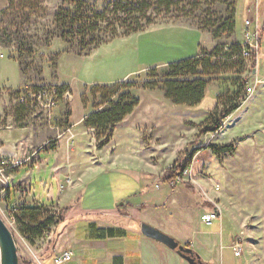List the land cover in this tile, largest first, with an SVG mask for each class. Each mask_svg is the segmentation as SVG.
Instances as JSON below:
<instances>
[{
  "label": "rangeland",
  "instance_id": "1",
  "mask_svg": "<svg viewBox=\"0 0 264 264\" xmlns=\"http://www.w3.org/2000/svg\"><path fill=\"white\" fill-rule=\"evenodd\" d=\"M86 1L101 9L106 0ZM61 2L40 0L39 10L30 17L28 33L45 39L46 32H53L54 14ZM5 3L9 5V0H0V21ZM229 8L235 11L236 30L232 36L225 34L216 40L211 33L197 27L198 18L209 15L215 21L229 17ZM203 9L208 11L197 12L196 19H158L145 30L109 41L86 56H79L58 38L48 46L39 43L33 70L25 74L16 51L0 46V153L17 155V160L25 161L27 146L42 143L40 157L47 171L39 177L35 169L32 191L39 198L44 194V199L50 185L56 186L50 173L53 158L45 151L55 148H61L63 153L62 168L68 172L65 175L68 185L84 182L103 164L120 162L125 167L160 176L157 183L162 186L161 191H166L171 186L162 182L164 172L176 164L189 163L183 180L172 187L176 184L187 187L196 199L213 198L220 206L221 217L237 224L243 247L241 255L246 264H264V0H222L219 4L207 0ZM252 18L253 28L258 26L256 60L252 56L243 58L238 61L241 68L213 78L205 98L196 106L175 105L161 91L134 89L140 105L111 130L110 142L102 147L99 144L108 133L98 137L95 129L86 128L82 122L73 126L76 146L71 151L67 136L57 139L41 113L19 112L16 103L19 88L56 85L66 88L72 96L60 105L64 117L66 113L70 117L74 108L75 116L85 118L93 112V99L88 91L93 84H111L125 76L124 80L139 81L151 67L192 58L201 48L213 51L217 46L244 45L248 39L244 31L246 21ZM241 80H245L246 89L241 96L234 97L240 103L239 108L220 119L224 106L218 105V97L225 100ZM212 113H215L213 118ZM218 119L221 127L210 130ZM69 121L65 117V124ZM48 140L52 142L46 144ZM13 145L15 148H10ZM79 145H84L83 150H79ZM213 145L219 148L230 145L232 151L216 153ZM216 185L220 186L218 191ZM1 196L0 193V215L14 233L20 264H41L19 233L17 224H11L6 196ZM53 211L59 209L53 206ZM227 219H223L226 227Z\"/></svg>",
  "mask_w": 264,
  "mask_h": 264
},
{
  "label": "crops",
  "instance_id": "2",
  "mask_svg": "<svg viewBox=\"0 0 264 264\" xmlns=\"http://www.w3.org/2000/svg\"><path fill=\"white\" fill-rule=\"evenodd\" d=\"M7 6L5 3L1 10ZM69 118L72 127L84 121V115L75 116L74 108ZM83 146L79 145V150ZM41 148L42 143L27 146L25 160H29L11 171L14 182L5 192L6 197L2 195L9 210L43 204L62 211L59 224L34 238L33 244L27 240L41 264H53L54 256L62 251L73 254V259L64 264H190L164 242L146 236L142 223L188 244L203 264H246L243 255L235 254L237 224L221 216L211 224L204 221V215L215 211L213 198L196 199L187 187L173 188L169 183L171 187L161 191L157 183L160 176L120 162L103 164L84 182L68 185L61 148L47 150L45 153L53 158L50 173L56 186L50 185L45 199L44 194L41 198L34 196L35 169L39 177L47 171L40 157ZM223 219L229 221L228 227Z\"/></svg>",
  "mask_w": 264,
  "mask_h": 264
},
{
  "label": "trees",
  "instance_id": "3",
  "mask_svg": "<svg viewBox=\"0 0 264 264\" xmlns=\"http://www.w3.org/2000/svg\"><path fill=\"white\" fill-rule=\"evenodd\" d=\"M211 1L213 4L222 2ZM39 2L40 0H9L8 7L2 10L0 46L16 51L23 74L33 70L39 43L48 46L53 39L58 38L79 56H86L109 41L145 30L158 19H196L197 12L208 11L203 9L207 0H106L101 9L90 5L86 0H62L54 14V31L46 32L45 39H39L37 35L28 33L30 17L39 10ZM229 7H232L231 4ZM230 10L227 18L215 21L209 15L203 19L198 18L197 27L211 33L216 40L225 34L232 36L236 30V21L234 9L229 8L228 12ZM242 47L243 45L234 43L231 46H217L213 51L201 48L192 58L151 67L142 80L125 79L111 84H93L88 89L93 99V112L84 118V126L95 129L98 137L108 133L105 140L100 142V147L109 143L111 130L140 105V98L133 92L137 88L161 91L164 97L175 105L196 106L205 98L213 78L222 72L241 68L242 65L238 61L243 59ZM252 58L256 60L255 52L252 53ZM237 85V89L225 100L221 96L218 97V105L224 106L220 119L239 108L240 103L235 101L234 97L238 98L246 89L245 80H241ZM82 98L84 103L88 102L85 95H82ZM18 109L19 112L29 113L22 107L18 106ZM215 110L217 111V107ZM214 116L215 113H212L211 118ZM65 117L69 118V114L66 113ZM220 119L210 130L221 127ZM212 149L216 153L232 151L230 145L221 148L213 145ZM188 166L189 163H186L168 168L162 176V182L168 184L182 176ZM61 212L53 211V206L43 204L13 209L19 233L31 244L34 238L42 236L54 225L59 224L62 220ZM180 245L197 255L188 244Z\"/></svg>",
  "mask_w": 264,
  "mask_h": 264
},
{
  "label": "built area",
  "instance_id": "4",
  "mask_svg": "<svg viewBox=\"0 0 264 264\" xmlns=\"http://www.w3.org/2000/svg\"><path fill=\"white\" fill-rule=\"evenodd\" d=\"M254 26V19H248L246 21L245 30L247 32V41L241 49V56L243 58H249L252 53L257 54L258 41L256 37L258 34V26ZM71 94L68 90H63L56 85H24L16 91V103L19 107L24 108L26 112L42 114L47 126L56 132L57 139L63 136H67L66 143L68 148L73 151L76 146L75 135L72 133L73 127L69 124H65V117L60 111V105L63 102H68L71 99ZM52 142L48 140L46 144ZM17 155L0 153V193L5 196V192L12 186L11 171L25 161L17 160ZM182 176L172 180L171 186L175 183H179L183 180ZM220 186L216 185L215 190H219ZM215 207V211H211L203 216L204 221L207 224H211L214 220L220 218V206L216 201H212ZM10 222L16 223V218L13 215V209H10ZM235 254L240 256L242 254V243L240 239H237L234 243ZM73 259V254L70 251H62L57 253L53 258V264H64Z\"/></svg>",
  "mask_w": 264,
  "mask_h": 264
},
{
  "label": "water",
  "instance_id": "5",
  "mask_svg": "<svg viewBox=\"0 0 264 264\" xmlns=\"http://www.w3.org/2000/svg\"><path fill=\"white\" fill-rule=\"evenodd\" d=\"M142 229L146 236L164 242L172 250L177 251L190 264H203L198 254L190 253L173 237H166L162 231L142 223ZM170 236V235H169ZM184 253H182V252ZM0 264H20L18 246L13 231L0 215Z\"/></svg>",
  "mask_w": 264,
  "mask_h": 264
}]
</instances>
